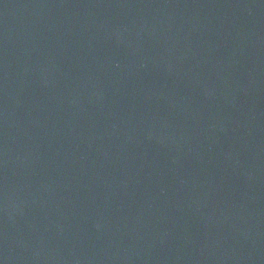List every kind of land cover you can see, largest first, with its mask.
Masks as SVG:
<instances>
[{
  "label": "water",
  "instance_id": "obj_1",
  "mask_svg": "<svg viewBox=\"0 0 264 264\" xmlns=\"http://www.w3.org/2000/svg\"><path fill=\"white\" fill-rule=\"evenodd\" d=\"M0 264H264V0H0Z\"/></svg>",
  "mask_w": 264,
  "mask_h": 264
}]
</instances>
